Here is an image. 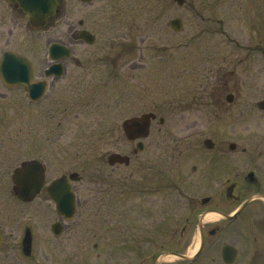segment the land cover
Wrapping results in <instances>:
<instances>
[{
	"label": "rangeland",
	"instance_id": "rangeland-1",
	"mask_svg": "<svg viewBox=\"0 0 264 264\" xmlns=\"http://www.w3.org/2000/svg\"><path fill=\"white\" fill-rule=\"evenodd\" d=\"M64 6V22L77 26L85 18L98 38L73 46L74 55L89 59L83 67L68 62L65 77L46 78L48 46L64 42L60 12L32 31L5 3L3 48L27 55L47 89L32 102L22 88L0 81V170L6 172L0 264H135L149 258L128 248L127 228L140 224V206L188 197L191 165L210 156L203 154L211 151L203 139L214 141L212 150L222 144V72H264V0H96L90 6L65 0ZM176 16L180 31L169 25ZM80 80L85 95L77 100ZM144 112L155 118L143 150L133 154L136 141L127 138L122 122ZM112 151L128 154L130 163L108 165ZM27 159L42 162L46 184L72 170L81 174L72 183L77 213L63 220L59 236L50 229L60 218L45 189L30 201L11 196L9 174ZM26 227L30 255L17 244L10 248V233L19 230L22 238Z\"/></svg>",
	"mask_w": 264,
	"mask_h": 264
},
{
	"label": "flooded vegetation",
	"instance_id": "flooded-vegetation-1",
	"mask_svg": "<svg viewBox=\"0 0 264 264\" xmlns=\"http://www.w3.org/2000/svg\"><path fill=\"white\" fill-rule=\"evenodd\" d=\"M80 2L83 6H90L96 0ZM5 3L25 18L29 30H36L29 22V14L17 0H0V58L6 50L3 48ZM64 5L65 0H57V11L47 18L46 24L60 12L65 25L64 42L61 43L70 49V54L60 61L65 77L68 62L83 67L89 61L83 53L74 55L73 46L77 42L93 44L98 33L85 18L79 19L77 26L67 19L64 22ZM14 19L17 21L18 17ZM84 30L88 31L85 36L93 37L92 42L80 37ZM51 63L49 59L47 66ZM139 65L135 62L133 66ZM220 79L222 144L212 150L213 141L211 151L203 153L210 156L204 159L202 156L200 162L191 165L189 181L184 184L192 191L188 197L170 200L167 205L163 198L148 199L140 206L139 215L135 216L140 224H130L127 228L128 248L131 254H146L149 258L141 256L135 264H164L161 261L166 256L173 257L167 264H264V72L226 70ZM78 84L81 86L77 100L85 95L83 81ZM65 90L66 85L64 95ZM146 113L150 114L151 125L155 114ZM136 135L126 133L130 140ZM5 174L0 170V188ZM9 175L11 196L20 202L12 171ZM45 188L43 185L37 195ZM0 229L1 249L5 240L1 218ZM10 235V248L14 249L17 244L22 252L19 230H13Z\"/></svg>",
	"mask_w": 264,
	"mask_h": 264
},
{
	"label": "water",
	"instance_id": "water-1",
	"mask_svg": "<svg viewBox=\"0 0 264 264\" xmlns=\"http://www.w3.org/2000/svg\"><path fill=\"white\" fill-rule=\"evenodd\" d=\"M19 5L30 14V23L34 27L44 24L46 17L55 11L56 0H17ZM178 4H182L184 0H175ZM170 25L175 30L182 28V20L179 17L172 18ZM84 30L80 37L88 42L93 41L91 35H86ZM49 55L52 59H58L69 54V49L60 43L53 42L48 48ZM63 72L62 64L53 63L46 70L45 74L60 75ZM0 77L2 81L9 86L23 85L28 91L29 97L33 100L39 99L46 88L44 82L32 81V63L23 54L16 51H6L0 61ZM163 121V118H160ZM150 125V114L143 113L140 116H132L123 122V128L127 134L137 133L135 137H145L148 133ZM206 147H212L211 139L203 140ZM143 142L137 141L134 152L143 148ZM107 160L110 164L128 163L129 157L125 154L112 152L108 155ZM14 181L16 182V195L21 200H30L40 191L44 183V168L39 161L28 160L22 162L20 166L14 170ZM80 179L78 172L72 171L68 175H61L54 178L47 185V193L55 204L56 211L59 215L70 219L76 213L75 193L70 180ZM62 222L57 220L51 224V230L55 235H59L62 231ZM1 233V230H0ZM31 231L26 228L23 239V252L28 255L31 251Z\"/></svg>",
	"mask_w": 264,
	"mask_h": 264
}]
</instances>
